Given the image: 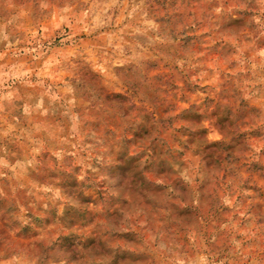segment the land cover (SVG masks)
Returning <instances> with one entry per match:
<instances>
[{"label":"clouds","instance_id":"9594fccd","mask_svg":"<svg viewBox=\"0 0 264 264\" xmlns=\"http://www.w3.org/2000/svg\"><path fill=\"white\" fill-rule=\"evenodd\" d=\"M18 88L0 264H264V0H0Z\"/></svg>","mask_w":264,"mask_h":264},{"label":"rangeland","instance_id":"374dc122","mask_svg":"<svg viewBox=\"0 0 264 264\" xmlns=\"http://www.w3.org/2000/svg\"><path fill=\"white\" fill-rule=\"evenodd\" d=\"M221 64L223 65V61H221ZM166 74L171 75V70L165 68ZM177 86H179V81H177ZM40 89H34V88H18L14 93H13V98L11 101H5V115H4V120H0V131H7L9 129V125L12 126V132L13 136L12 137H5V141L9 143V147L13 150L16 151L19 145L12 143L13 140H15V136L19 135V128L17 127V120H21L23 117V108L25 106L28 107L29 111L32 110V108L35 105L36 100L40 96ZM195 103H199L198 98H193ZM185 105L180 104L179 107L183 108ZM13 117H16V119H13ZM25 124H27V121H24ZM20 151H23L22 148H20ZM210 159H215V154L214 153H209L208 154ZM217 163H219V160H217ZM205 196H206V216L207 219L209 220L208 224V230H212V226L217 222L216 221V215L215 211L213 210V206L211 203V199L213 196V193L210 189L205 190ZM196 219H199L197 217ZM223 244L222 242L217 245V247H222Z\"/></svg>","mask_w":264,"mask_h":264},{"label":"trees","instance_id":"16d2710c","mask_svg":"<svg viewBox=\"0 0 264 264\" xmlns=\"http://www.w3.org/2000/svg\"><path fill=\"white\" fill-rule=\"evenodd\" d=\"M209 154V153H208Z\"/></svg>","mask_w":264,"mask_h":264}]
</instances>
